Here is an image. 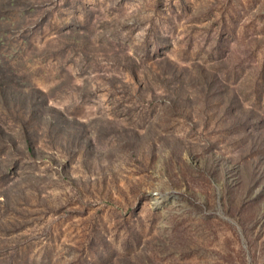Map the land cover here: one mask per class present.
I'll list each match as a JSON object with an SVG mask.
<instances>
[{"label":"rangeland","instance_id":"1","mask_svg":"<svg viewBox=\"0 0 264 264\" xmlns=\"http://www.w3.org/2000/svg\"><path fill=\"white\" fill-rule=\"evenodd\" d=\"M0 264H264V0H0Z\"/></svg>","mask_w":264,"mask_h":264}]
</instances>
